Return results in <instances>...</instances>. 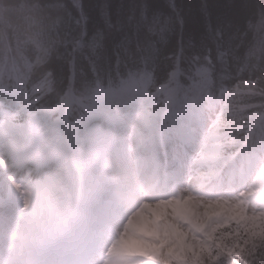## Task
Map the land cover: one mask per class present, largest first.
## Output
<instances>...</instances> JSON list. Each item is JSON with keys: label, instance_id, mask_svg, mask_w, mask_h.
I'll use <instances>...</instances> for the list:
<instances>
[{"label": "snow or ice", "instance_id": "6c2138e0", "mask_svg": "<svg viewBox=\"0 0 264 264\" xmlns=\"http://www.w3.org/2000/svg\"><path fill=\"white\" fill-rule=\"evenodd\" d=\"M128 3L0 38V264H264V0Z\"/></svg>", "mask_w": 264, "mask_h": 264}, {"label": "trees", "instance_id": "16d2710c", "mask_svg": "<svg viewBox=\"0 0 264 264\" xmlns=\"http://www.w3.org/2000/svg\"><path fill=\"white\" fill-rule=\"evenodd\" d=\"M43 2H45V0H0V12L2 15L0 20V38H2L5 33L12 37L26 33L31 24L29 19L32 15L30 6ZM64 2L70 4V0H64ZM83 3L86 10L94 15L92 10L102 3V0H83ZM198 5L199 0H186V12L187 9H191L192 13H194ZM125 6L126 8H130L128 0H126ZM190 16L191 14H189V18Z\"/></svg>", "mask_w": 264, "mask_h": 264}, {"label": "bare ground", "instance_id": "6f19581e", "mask_svg": "<svg viewBox=\"0 0 264 264\" xmlns=\"http://www.w3.org/2000/svg\"><path fill=\"white\" fill-rule=\"evenodd\" d=\"M1 6V5H0ZM0 11H1V8H0ZM1 18H2V15H1V12H0V20H1ZM7 32V31H6ZM8 33H10V32H8Z\"/></svg>", "mask_w": 264, "mask_h": 264}]
</instances>
